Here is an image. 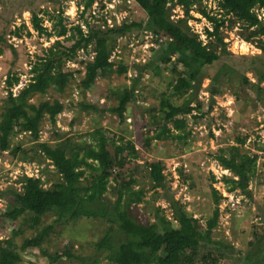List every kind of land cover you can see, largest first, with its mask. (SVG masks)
<instances>
[{"label":"rangeland","instance_id":"obj_1","mask_svg":"<svg viewBox=\"0 0 264 264\" xmlns=\"http://www.w3.org/2000/svg\"><path fill=\"white\" fill-rule=\"evenodd\" d=\"M168 1L167 5L170 4ZM85 2L1 0L0 115L8 92L17 96L30 81V63L37 56L42 55L56 39L62 40L65 46L72 45V41L53 35L61 19L69 29L68 35L74 33L70 29L76 25L85 33L88 32L86 24L103 32L123 23L139 22L146 26L148 18L133 0H94L87 10ZM32 13L42 18L44 27L53 36H40L32 29ZM253 13L264 25V8L255 7ZM184 17L187 16L181 6H172V20ZM239 19L225 13L219 0H194L191 3L187 19L191 32L206 43L207 32L218 27L229 53L204 68L206 78L202 80L197 100L192 104L195 109L180 116L186 122L185 138L163 141L153 138L164 117L159 110L160 100L169 98L176 104H182L191 92L184 90L191 82L183 75L182 67L175 64L176 54L172 55L170 62L159 61L160 54L165 53L161 43L170 41L169 35L159 36L146 27L133 29L116 37L114 49L107 58L106 45L97 41L78 50L65 61V71L72 73L65 92L48 90L44 95L36 94L29 100L31 103L55 99L62 102L64 109L55 123L45 118L38 141L28 133L15 134L10 137V149L0 151V214L13 206L11 192H22L19 180L23 175L36 177L44 189H50L61 181L51 161L44 158L43 152L37 148L39 142L54 146L59 137L62 140L70 138L76 144L87 142L95 146L103 137L111 155L119 162L106 178L109 201L114 202L118 190L122 189L126 198H133L130 206L141 223L154 222L153 214L158 208L174 222L166 200L171 195L205 228L215 207L214 188L222 198L212 240L222 242L226 254L216 264H264V81H259L261 73H264V37L250 36L255 27L249 21ZM17 29L19 37L15 33ZM97 57L113 63V69H105L106 74L97 77L91 88L84 90L81 81L86 67ZM148 61H154L161 73L156 76L151 69L141 70L142 78L135 90L137 99L128 105L125 121L120 122L118 116L108 110L117 107L118 93L131 86L138 75L137 68ZM120 65L127 67L125 73L116 72ZM222 66H227L228 71L211 86L212 77ZM9 74L19 77V83L11 89L6 81ZM179 78L183 84L174 91ZM212 88L219 94L211 96ZM83 105H94L100 112L86 111ZM231 146H238L242 153L251 157L256 156V172L250 179L247 192L228 191L223 182L224 177L232 174L221 166L215 155ZM16 148L19 150L13 154L12 149ZM89 163L93 164V170L86 169L83 187L91 186L90 181L98 174L96 163ZM157 166L161 167L165 178V190L155 187L150 178V170ZM140 191L138 199L136 195ZM31 217V213H26L16 221L6 220L3 216L0 219V241L13 239L21 256L18 264H82L80 259L94 258V244L109 227L104 219L57 221L54 213L43 216L35 226L30 221ZM49 225L48 236L38 248L22 250L26 238L36 236ZM212 248L214 246L209 250ZM64 252L71 257L63 256L56 262L52 260ZM93 264L112 263L100 255Z\"/></svg>","mask_w":264,"mask_h":264},{"label":"trees","instance_id":"obj_2","mask_svg":"<svg viewBox=\"0 0 264 264\" xmlns=\"http://www.w3.org/2000/svg\"><path fill=\"white\" fill-rule=\"evenodd\" d=\"M93 1L86 0V10ZM133 1L146 14L148 18L146 26L139 22L123 23L103 32L86 24L88 32L85 33L79 25H76L70 29L75 33L74 36V33L68 35L69 29L63 25L62 19L58 21L59 28L53 35L56 38L63 37L73 43L71 46H65L62 40L56 39L44 50L42 55L37 56L35 61L30 63L31 79L19 94L14 96L10 91L8 92L0 115L1 152L10 149L11 136L28 133L34 141H38L40 126L45 118H48L51 123H55L57 116L64 109L62 102L55 99L31 103L29 100L36 94L44 95L48 90L57 93L65 92L72 78V73L64 69L67 59L73 57L78 50L85 49L96 41L98 44L106 45L105 56L107 58L114 49L116 37L133 29L145 27L159 36H170V41L161 43L165 53L160 54L159 61L161 63L170 62L172 55L176 54L175 64L182 67L183 75L191 82L184 88L191 92L182 104H176L169 98L160 100L159 110L164 114V117L153 138L162 141L177 137L185 138L186 122L181 117L192 113L195 109L192 104L197 100L202 80L206 78L204 68L213 65L220 57L229 53L226 50V44L218 27L213 32H207L206 43L191 32L187 19L191 3L194 0H170L169 5H167L168 0ZM174 5L181 6L187 17L172 20L171 9ZM219 5L225 13H231L241 21H249L251 26L255 27L253 32H250V36L262 35L264 37V25L253 13L255 7L264 8V0H219ZM30 24L38 35L53 36L44 27L43 20L38 14H31ZM15 33L19 37L18 29ZM27 33L30 35V32ZM105 42L107 43L105 44ZM106 58L101 60L97 57L94 62L87 65L86 74L81 81V87L84 90L91 88L97 77L105 75V69L112 71L113 63H108ZM137 69L139 70L138 75L131 86L118 93L117 107L108 110L116 114L120 122L125 121L128 105L137 99L135 90L142 78L141 70L151 69L156 76L161 73L154 61H148ZM126 70L125 65H120L116 72L121 74ZM226 70L228 71L227 66H222V69L212 77L211 86L219 82L221 75ZM6 81L11 89L19 83V77L9 74ZM245 81L247 80L245 79ZM259 81H264V73H261ZM182 84L183 80L179 78L173 90L176 91L177 87ZM217 94L219 92L215 88L210 90L211 96ZM83 109L100 112L94 105H83ZM168 123L171 126L168 127ZM98 141L95 146L87 142L76 144L70 138L62 140L59 137L54 146L39 142L37 148L43 152L44 158L51 161L61 177V181L55 183L50 189H44L40 180L23 175L19 180L22 183V192H11L13 206L5 213L0 214V219L3 216L6 220L16 221L22 215L31 213L30 221L35 226L48 213H54L57 221L65 222L79 218L106 220L109 227L94 244L96 252L94 258H82L80 259L82 264H93L100 255H104L105 259L112 264H198L200 262L216 264L220 259L226 257L223 251L225 245L220 241L213 242L212 240V231L219 220V204L222 198L216 189L213 188L215 207L205 228H202L199 221L189 215L184 206L171 195L167 196L166 200L176 225L166 218L159 208L153 214L154 222L143 224L133 214L130 206L133 198L129 196L126 198L122 189L118 190L114 202L109 201L106 197V178L110 170L115 165H119V162L115 156L111 155L105 139L101 137ZM238 141L243 143V140L238 139ZM18 150L17 148L16 150L12 149V153L16 154ZM80 151L83 152L82 155H80ZM215 157L221 166L232 174L230 177L223 178L228 191L247 192L250 179L256 172V156L251 157L247 153H242L238 146H231L226 151L220 150ZM89 161L96 163L98 174L93 176L90 181L91 186L83 187L82 180L85 179L86 169L93 170V164H90ZM150 178L155 187L166 189L161 167L152 168ZM140 195L141 191L136 195L138 199ZM50 229L51 225L45 227L36 236L26 238L22 244V250L38 248L48 236ZM18 234L19 232H17ZM211 246L214 248L210 251ZM213 253L216 254V258L213 257ZM63 256L71 257L69 253L64 252L53 257L52 260L56 262ZM20 260V253L16 250L12 238L0 241V264H18Z\"/></svg>","mask_w":264,"mask_h":264},{"label":"built area","instance_id":"obj_3","mask_svg":"<svg viewBox=\"0 0 264 264\" xmlns=\"http://www.w3.org/2000/svg\"><path fill=\"white\" fill-rule=\"evenodd\" d=\"M26 176H29V175H28V174H26ZM29 177H32V176H29ZM32 178H34V177H32ZM35 178H36V177H35ZM232 205H234V204H232ZM1 207H2V206H1V204H0V209H1Z\"/></svg>","mask_w":264,"mask_h":264}]
</instances>
